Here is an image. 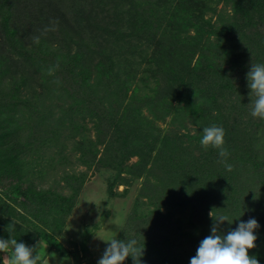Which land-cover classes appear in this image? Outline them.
I'll return each mask as SVG.
<instances>
[{
	"label": "rangeland",
	"instance_id": "1",
	"mask_svg": "<svg viewBox=\"0 0 264 264\" xmlns=\"http://www.w3.org/2000/svg\"><path fill=\"white\" fill-rule=\"evenodd\" d=\"M202 1L0 0L8 68L0 103L29 162L20 184L64 210L32 216L22 198L11 201L18 180L0 176V232L27 244L40 239L38 264H96L101 238L111 237H135L144 264H189L218 215L232 223L224 231L236 219L259 221L249 254L264 264V119L250 114L246 80L250 64L264 62V8L240 0L247 18L235 0ZM199 15L223 29L241 18L243 31L210 48L197 32L206 26ZM192 70L205 81L190 99ZM203 93L215 95L216 105H201ZM213 123L224 129L231 170L217 148L199 142L201 128ZM12 145L0 148V161L15 156ZM8 205L28 220L9 215ZM43 232L61 247L43 241ZM9 255L0 251L3 261Z\"/></svg>",
	"mask_w": 264,
	"mask_h": 264
},
{
	"label": "clouds",
	"instance_id": "2",
	"mask_svg": "<svg viewBox=\"0 0 264 264\" xmlns=\"http://www.w3.org/2000/svg\"><path fill=\"white\" fill-rule=\"evenodd\" d=\"M246 80L247 87L250 89V114L264 119V62L251 63L246 72ZM200 131V144L217 148L220 162L227 170H231L232 165L227 161L229 152L223 146L225 135L223 127L213 123L203 126ZM211 217L209 234L199 241L195 254L189 258V264H260L256 254H249V249L255 247L257 240L255 230L260 227L259 221L254 216H249L246 220L236 219L235 227H229L227 231L223 230L224 222L229 223L227 216ZM101 239L106 244L96 264H122L129 256L133 259V264H144L141 259L144 248L137 247L138 240L135 237ZM39 248L40 239L27 244L11 234L8 238L0 237V251L10 250L8 259L0 261V264H38L41 260Z\"/></svg>",
	"mask_w": 264,
	"mask_h": 264
},
{
	"label": "trees",
	"instance_id": "3",
	"mask_svg": "<svg viewBox=\"0 0 264 264\" xmlns=\"http://www.w3.org/2000/svg\"><path fill=\"white\" fill-rule=\"evenodd\" d=\"M188 1L189 0H187V2ZM190 1H192V3L191 2L190 3L193 4L194 6H196L198 4L199 7H201V5L204 2L202 0H190ZM235 1H236L235 7L240 11L241 17L243 14V17L246 16L247 18H249V12H247L248 9L241 12L242 10H241L240 4H239L240 0H235ZM247 1H248V3H246V5L250 6V8L251 7H253V8H264V0H247ZM185 2H186V0H185ZM176 9H179V7ZM195 12L196 11H194V8H193L192 13L190 15L195 14ZM184 18H186V17H184ZM197 18L199 20L202 19L204 25H206L205 27L198 26V28H196L197 32L199 34V38L201 39L204 35H206L205 36L206 40L204 43L206 44V46H209L210 48H214L215 46L216 47L224 46L227 43L229 44L231 37L235 32L243 31L242 27L244 24L240 25V22H239L241 18L234 19L233 22L230 21L227 25H225V27H224L225 29H223L221 27H216L214 24H211L210 21H206V20L204 21V18L201 15H199ZM184 21H186V19H183V22ZM222 32L224 33V36H223L224 42L222 41V38H221ZM215 34H216V39L210 38V37H213L212 35H215ZM5 63H7V62L3 61V58L0 56V76L4 75L2 68H3V64L6 67ZM6 70H8L7 67H6ZM195 72L196 71L192 70L191 75H189L188 82L186 85L190 86V89L187 90L189 92L186 91V93H185L186 98L191 99L192 97L197 95L198 92H200L202 90L201 88H198V87H199V83L201 82V80H203L202 82H204L205 78L203 79L201 77H198L195 74ZM92 75H93V73H91V71H90L86 77L85 76L83 77L84 85L89 84V80L91 81ZM95 80L96 81L92 82V84L87 89L88 92H91L92 96L97 92V90L100 87V83H99L100 80L98 78H96ZM0 82H1V80H0ZM193 88H195V89H193ZM214 96L215 95H213V94L203 93L201 95V97L204 100L200 104L205 105V103H210V104L216 105V100H215ZM87 101L88 100H87L86 96H84L83 99L82 98L77 99V102H79V103H81V102L85 103ZM89 102L91 103V101H89ZM194 102H195V100H194ZM1 105L3 107H5V109L2 108ZM1 105H0V107L2 109H0V148H3L5 146L9 147L10 143L13 142V145L10 148L13 149V151L17 152V153H14L15 156L13 158H11L10 160L5 157L6 160L0 161V166H1L0 167V176H4L6 178L9 177L11 179L15 178L18 180L17 182L19 183V184L18 183L13 184L10 188L9 192L12 194L11 201H14V198H13L14 196L22 198L23 200H22V202H20V205L22 206L23 209L30 211L29 213H31V215L34 217H37L40 214H45V216L46 215L48 216L51 212H54L56 215H60L62 212H64V210L62 208V204H60V206H58V203H55V201H52L49 197L43 196L40 193H36L31 188L24 187L20 184V181H23L26 179L25 168L29 165V162L27 160H25V159H27V157L26 158L24 157V155H26V153L24 152V155H23V153H21V150H22L21 147L15 148L16 147V139H17V136H16L17 127L16 128L13 127L14 124L10 120V116H9L11 114L10 110H8L6 107L7 104L6 105L1 104ZM212 110H214V109H212ZM217 117L219 118V115H216L213 117L214 122L218 121ZM199 138H200V136H199ZM165 142L168 145H170V144L174 145L175 144V143H173L174 140L170 139V138H166ZM3 166H7V167L9 166V167L6 170L5 168H3ZM50 204L55 205V206L52 207ZM5 211L9 215H12L13 217L16 216L20 220L21 219L24 221L28 220L26 218V216H24V215L21 216V213L18 212V209L14 208L13 206L8 205V207H6ZM36 213H38V214L36 215ZM263 230H264V228H263ZM0 237L8 238V237L4 236L3 232H0ZM40 237L46 243L52 242L53 244L60 246V243L57 242L48 232L41 233ZM32 240L33 241L31 243H33L35 241V238H33ZM0 261H3L1 256H0Z\"/></svg>",
	"mask_w": 264,
	"mask_h": 264
}]
</instances>
